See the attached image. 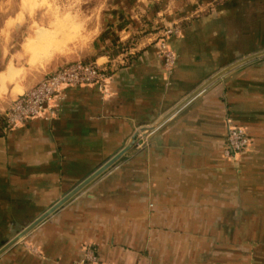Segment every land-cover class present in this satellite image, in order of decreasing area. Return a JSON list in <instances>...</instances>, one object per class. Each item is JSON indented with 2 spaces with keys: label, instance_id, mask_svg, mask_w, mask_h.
Masks as SVG:
<instances>
[{
  "label": "crops",
  "instance_id": "0c3cea01",
  "mask_svg": "<svg viewBox=\"0 0 264 264\" xmlns=\"http://www.w3.org/2000/svg\"><path fill=\"white\" fill-rule=\"evenodd\" d=\"M102 4L77 36L41 27L25 32L8 20L0 27V118L62 65L93 62L112 72L105 92L67 88L54 119H34L0 137V248L139 129L164 119L226 67L264 51V0ZM77 15L81 20L83 13ZM163 25L182 32L169 43L177 56L170 73L154 46ZM40 31L52 39L32 57L25 47ZM4 33L13 34L22 62L3 54ZM29 66H40L38 75L28 77ZM228 122L251 139L236 160L226 155ZM86 246L100 264H264V57L221 77L158 130L138 136L116 164L1 255L0 264H74Z\"/></svg>",
  "mask_w": 264,
  "mask_h": 264
},
{
  "label": "built area",
  "instance_id": "2783aa9c",
  "mask_svg": "<svg viewBox=\"0 0 264 264\" xmlns=\"http://www.w3.org/2000/svg\"><path fill=\"white\" fill-rule=\"evenodd\" d=\"M179 33L178 25H163L156 29V40L160 44L159 56L163 59L168 73L175 68L177 59L168 41ZM111 73L107 67L84 61L69 63L52 70L39 83L11 102L3 116L7 129L12 130L34 119H54L62 109L64 91L67 88L96 86L105 92L112 80ZM227 124L226 155L236 160L251 145V139L244 129L232 122ZM74 264L100 263L95 249L86 246L83 258Z\"/></svg>",
  "mask_w": 264,
  "mask_h": 264
},
{
  "label": "rangeland",
  "instance_id": "374dc122",
  "mask_svg": "<svg viewBox=\"0 0 264 264\" xmlns=\"http://www.w3.org/2000/svg\"><path fill=\"white\" fill-rule=\"evenodd\" d=\"M48 1L23 0L25 5L19 6V0H0V27H4L6 20H8L12 27L20 23L25 27V32L33 33L35 27H41L50 30L54 29V31H59L60 34L65 32L71 36H77L82 29L90 28L92 21L96 20V18H93L95 8H97L96 5L103 2V0H53L50 2V4L52 3L50 6L38 7L46 5ZM106 4L108 3L106 2ZM29 5L37 8L31 10ZM79 12L83 13L81 20L77 15ZM69 16H75L77 19L75 21L72 20L70 23V19L68 20ZM80 26H83V28ZM12 35L10 36L9 33L3 34L5 39V43L2 45L3 54L7 57L12 56V61L15 59L17 62H22L23 56L16 53V47L12 45ZM51 39V35L40 31L34 40L30 39L28 41L25 49L32 57H35L38 55V48L42 47L45 50ZM76 43H78V40L74 42V44ZM27 68L28 73H30L28 77L31 78L38 75L41 70L40 66H29ZM15 233L16 231L13 232V234Z\"/></svg>",
  "mask_w": 264,
  "mask_h": 264
},
{
  "label": "water",
  "instance_id": "95a60500",
  "mask_svg": "<svg viewBox=\"0 0 264 264\" xmlns=\"http://www.w3.org/2000/svg\"><path fill=\"white\" fill-rule=\"evenodd\" d=\"M264 57V51L246 57L236 63L231 64L226 67L211 79H209L206 83H204L199 89H197L192 95H190L185 101H183L179 106L173 109L170 113H168L164 119L154 124L151 127H144L139 129L135 135L132 137L131 141L124 146L117 154H115L109 161H107L104 165H102L99 169H97L92 175L83 180L80 184H78L71 192L65 195L62 199L52 205L49 209L44 211L39 217H37L32 223L26 226L21 232H19L14 238H12L9 242L3 245L0 248V256L11 249L18 242L23 240L27 235H29L32 231L42 225L46 220H48L52 215H54L57 211H59L67 202H69L72 198L82 192L86 187H88L92 182H94L98 177H100L104 172H106L109 168H111L114 164H116L123 156H125L135 145L136 139L138 136L147 137L149 134L158 130L160 126L171 117L176 111H178L182 106H184L187 102L197 96L201 91H203L206 87L220 79L221 77L229 74L230 72L238 69L239 67L246 65L250 62H253L259 58Z\"/></svg>",
  "mask_w": 264,
  "mask_h": 264
},
{
  "label": "trees",
  "instance_id": "16d2710c",
  "mask_svg": "<svg viewBox=\"0 0 264 264\" xmlns=\"http://www.w3.org/2000/svg\"><path fill=\"white\" fill-rule=\"evenodd\" d=\"M154 32H155V31H154ZM145 33H146V32H145ZM145 33H143V34H145ZM181 33H182V32H181V29H180V33H179L178 35H176V36L171 37V38L169 39L168 43H171V40H172V39L179 37V36L181 35ZM169 45H170V44H169ZM154 46H155V48L157 49V52L160 53V44L158 43L157 40L155 41ZM128 49H129V45H128V46H125V47L120 46V47H117V48H113V49L111 50L112 52L110 51V52H111L110 54H111V55H116V54H119V53H121V52H126ZM30 121H32V120H30ZM30 121H27V122H30ZM27 122H26V123H27ZM26 123H24L23 125H20V126L14 128V129L10 130V129H7V127H6L5 119H4V118H0V137H4L5 135H7V134L13 132L15 129H17V128L21 127V126H24ZM226 139H227V133H226ZM226 145H227V144H226Z\"/></svg>",
  "mask_w": 264,
  "mask_h": 264
},
{
  "label": "bare ground",
  "instance_id": "6f19581e",
  "mask_svg": "<svg viewBox=\"0 0 264 264\" xmlns=\"http://www.w3.org/2000/svg\"><path fill=\"white\" fill-rule=\"evenodd\" d=\"M4 74H5V73H4ZM2 79H3L2 81H4V80H5V77H4V76H2ZM6 80H7V79H6ZM1 83H3V82H1Z\"/></svg>",
  "mask_w": 264,
  "mask_h": 264
}]
</instances>
